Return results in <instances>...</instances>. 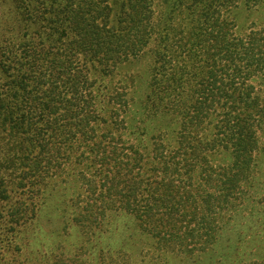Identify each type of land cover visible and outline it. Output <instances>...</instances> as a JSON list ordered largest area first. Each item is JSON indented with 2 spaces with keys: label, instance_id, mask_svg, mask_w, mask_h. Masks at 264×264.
<instances>
[{
  "label": "trees",
  "instance_id": "trees-1",
  "mask_svg": "<svg viewBox=\"0 0 264 264\" xmlns=\"http://www.w3.org/2000/svg\"><path fill=\"white\" fill-rule=\"evenodd\" d=\"M263 3L53 0L50 17L41 12L27 19L43 31L23 43L0 92L7 166L20 171L21 164L30 163L28 170H36L30 156L37 144L44 154L55 155L82 136L92 144L96 165L93 173H81L90 194L84 220L104 215L119 198L159 250L207 251L216 243L221 215L244 201L264 150V24L239 34L232 14ZM145 59L149 91L139 102L141 114L172 115L176 123L174 143L166 140L165 129L153 133L147 160L114 131L126 127L124 113L137 105L120 88L108 99L112 129L94 141L95 79ZM223 153L229 160L217 162L213 156ZM98 184L104 199L96 195ZM29 214L12 212L11 228L21 227ZM14 239L9 247L21 252L23 245ZM10 264L36 263L14 259ZM48 264L76 263L55 257Z\"/></svg>",
  "mask_w": 264,
  "mask_h": 264
},
{
  "label": "rangeland",
  "instance_id": "rangeland-1",
  "mask_svg": "<svg viewBox=\"0 0 264 264\" xmlns=\"http://www.w3.org/2000/svg\"><path fill=\"white\" fill-rule=\"evenodd\" d=\"M52 1L0 0L1 93L12 75L11 67H16L23 43L33 38L37 30L43 31L39 24L32 25L27 19L41 12L42 16L50 17ZM232 14L236 32L246 33L249 27L264 24V3L243 5ZM147 62V59L129 62L115 75H98L95 79L99 119L95 120L94 141L112 129L108 99L113 89L120 88L133 96L137 105L131 114L124 113L126 127L114 131L123 142L137 145L145 153V160L153 133L165 129L169 133L166 140L174 143L176 132L172 115L141 114L139 102L149 91L148 73L144 72L148 70ZM5 134L0 130V264H10L14 259L48 264L55 257L76 264H264V150L257 159L256 173L244 201H238L233 209L221 215L222 226L216 243L207 251L179 254L159 250L134 215L122 207L119 198L107 206L104 215L92 221L83 219L90 194L81 183V173H93L96 165L90 150L92 144L82 136L63 144L61 153L55 155L44 154L37 144L30 156L32 161H37V169L28 170L30 163H23L18 171L7 166L10 158L5 153L6 146L3 147ZM213 157L217 162L229 160L224 153ZM103 169H111L113 177L112 168L105 165ZM138 172L135 169L133 173ZM142 173L147 177V171ZM99 184L96 195L104 199L105 189ZM25 210L30 214L20 220L22 226L14 231L11 226L16 220H11L12 212ZM13 236L14 243L23 245L21 252L9 247L8 241Z\"/></svg>",
  "mask_w": 264,
  "mask_h": 264
}]
</instances>
